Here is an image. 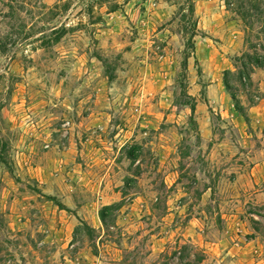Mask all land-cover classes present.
I'll return each mask as SVG.
<instances>
[{
	"label": "rangeland",
	"instance_id": "374dc122",
	"mask_svg": "<svg viewBox=\"0 0 264 264\" xmlns=\"http://www.w3.org/2000/svg\"><path fill=\"white\" fill-rule=\"evenodd\" d=\"M0 264H264V0H0Z\"/></svg>",
	"mask_w": 264,
	"mask_h": 264
},
{
	"label": "trees",
	"instance_id": "16d2710c",
	"mask_svg": "<svg viewBox=\"0 0 264 264\" xmlns=\"http://www.w3.org/2000/svg\"><path fill=\"white\" fill-rule=\"evenodd\" d=\"M194 38V37H193ZM107 211V209H104V212H103V214L101 215V221H102V224L103 225H106V212ZM202 261V259L200 260V262Z\"/></svg>",
	"mask_w": 264,
	"mask_h": 264
}]
</instances>
